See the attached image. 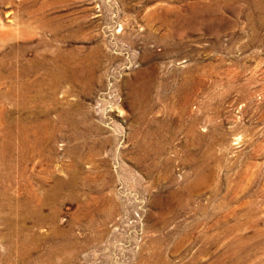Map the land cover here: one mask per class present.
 <instances>
[{
  "label": "rangeland",
  "instance_id": "rangeland-1",
  "mask_svg": "<svg viewBox=\"0 0 264 264\" xmlns=\"http://www.w3.org/2000/svg\"><path fill=\"white\" fill-rule=\"evenodd\" d=\"M254 1L0 0V264H264Z\"/></svg>",
  "mask_w": 264,
  "mask_h": 264
},
{
  "label": "bare ground",
  "instance_id": "bare-ground-1",
  "mask_svg": "<svg viewBox=\"0 0 264 264\" xmlns=\"http://www.w3.org/2000/svg\"><path fill=\"white\" fill-rule=\"evenodd\" d=\"M227 1V0H226ZM233 1V0H232ZM236 2V1H235ZM241 2V1H240ZM232 3V2H231ZM229 4V3H228ZM254 4L255 5H257V6H263L264 7V0H255L254 1ZM254 8H255V6H254ZM257 9V8H256ZM263 10V9H262ZM263 19V18H262ZM60 81V80H59ZM6 208V207H5ZM12 209V208H11ZM19 211V210H18ZM35 214V213H34ZM24 253V252H23ZM20 255H21V253H20ZM2 259V258H1Z\"/></svg>",
  "mask_w": 264,
  "mask_h": 264
}]
</instances>
